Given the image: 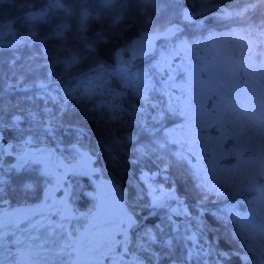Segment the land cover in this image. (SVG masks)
<instances>
[{"label":"snow or ice","instance_id":"obj_1","mask_svg":"<svg viewBox=\"0 0 264 264\" xmlns=\"http://www.w3.org/2000/svg\"><path fill=\"white\" fill-rule=\"evenodd\" d=\"M14 2L0 0V5ZM66 3L45 0V7L24 17L31 27L50 11L63 12L64 19L43 39L34 30L20 35L13 29L14 20L0 24V53L10 54L7 61L0 59V64L9 65L8 72L0 70V97L8 92L21 97L15 105L0 103V205L19 202L35 191L33 166L57 189L68 187L66 177L88 180L90 172L96 176L111 167L117 174L123 170L131 191L125 193L124 184L117 188L115 182L101 186L89 182L84 188L74 184L71 191L62 192L67 199L59 207L53 205L55 211L45 217L49 237L45 243L57 244L67 236L62 247L73 249L79 264L104 260L111 264H234L236 260L264 264V0H245L243 7L235 8L222 6L220 0H74L75 7ZM72 16L78 20L74 32L66 20ZM212 20L228 22L229 31L223 35L212 31ZM126 30H138L135 39ZM197 33H207L204 48L191 39ZM185 35L190 38L184 39ZM158 38L179 41L168 55L186 56L193 63L200 62L194 55L197 50L207 51L200 68L207 79L177 89L167 58L142 75H133L124 66L110 73L111 80L106 78V56L115 59L129 50H146ZM53 39L56 59L47 51L42 52L43 58L68 69L80 68L83 77L76 88L62 89L57 95H53L56 89L49 88L59 87V80L31 78L35 69L30 63L18 66L21 57L16 55L25 45ZM220 40L224 46L216 48ZM61 55L67 59L59 60ZM28 59L35 62L36 57ZM84 66L88 71L82 70ZM173 117L183 122L168 127L165 122ZM58 129L70 138L61 143L74 154L72 160H61L48 148L26 150L34 142L55 144L61 136ZM92 135L100 141L99 153L81 150L80 138ZM227 143H232L231 155L237 163L224 169L216 157ZM92 156L95 163L104 158L103 168H90ZM173 172L188 181L184 200L178 190H168L170 184L166 188L156 183L170 179ZM241 195L245 199L240 200ZM77 196L90 205L79 216L70 207ZM213 197L235 203L212 212L207 205ZM142 204L149 209L145 215L136 211ZM16 216L29 220V231L45 227V221L33 223L23 208L0 213V264L12 255L4 243V230H20L13 220ZM206 216L224 230L232 247H219V229L214 242L205 240L212 228ZM73 219L86 223L69 230ZM12 235V243L21 244ZM17 254L25 264H34L32 258L39 255L30 249Z\"/></svg>","mask_w":264,"mask_h":264},{"label":"trees","instance_id":"obj_2","mask_svg":"<svg viewBox=\"0 0 264 264\" xmlns=\"http://www.w3.org/2000/svg\"><path fill=\"white\" fill-rule=\"evenodd\" d=\"M222 6H228V4H231L232 7H243L245 0H220ZM22 3H31L34 5L33 8H21L20 5ZM45 0H15L14 3L8 4L5 3L3 5H0V24L6 23L9 20H14L16 21L15 24L13 25L14 31L19 33L20 35L26 36L29 31H36L37 33L40 34L39 39H43L44 36L48 35L50 30L55 26L56 23H59L64 19V14L62 11L58 12H49V15L45 17V20L42 22H32L31 27H30V22H27L24 17L27 15L29 11L33 10H40L41 8L45 7ZM67 7H75L74 0H67L66 3ZM264 8V6H262ZM17 17H20V19H17ZM67 23L69 24L70 30L75 31V26L78 24V20L75 16L72 17H67L66 18ZM228 22H225L224 24H220L215 20H212L211 24L214 25V27L211 28L212 31L216 33H223L226 31H229V28L225 26ZM236 25H232V27H235ZM127 35L130 38H133L135 36V32L138 30H126ZM67 35V33H66ZM207 37V33H204L202 36L200 33H197L195 37H191L196 43H202L203 39ZM186 39H189L187 35H185ZM174 41L172 39H168L166 42L163 44ZM62 43V42H61ZM57 45V41L55 39L53 40H45L43 44L41 43H31L30 45H25L18 49L16 51V55L21 57V59L17 62V65L19 64H24V63H30L31 66L35 69V73H30L29 76L31 78H39L41 80H44L47 82V80H59L60 85L57 87L56 84H53L50 86L49 91H52L53 89H56V91H53V95H57L61 91V87L63 84H68V83H74L76 82L79 78H81V69L76 68V69H68L65 67L64 64L62 63H49L48 60H45L43 58L42 52L47 51L49 55L52 57L53 60L56 59V52L54 51L55 46ZM126 44L121 43V47H125ZM69 47H72V45H69ZM110 52V49H109ZM159 50L156 49L154 54L150 57H148L146 60L141 61L137 67L144 66L146 63H148L152 58H154L158 54ZM9 52H3L0 53V59H3L4 61H7L9 59ZM29 57H36L35 62L29 61ZM116 57L115 59H109L107 56L104 58L103 62L107 64L108 67L112 68L114 70L115 63L117 61ZM67 59V57L61 55L59 56V60L63 61ZM0 70L3 72H8L9 71V65L7 63H2L0 64ZM83 71H87L88 67L84 66ZM49 71L52 73L51 77H49L48 73ZM115 71V70H114ZM191 74H195L196 72L194 70H191ZM154 74H156V70L154 71ZM185 75V72L179 71V77H183ZM187 75V73H186ZM185 75V78H186ZM156 78L159 79L160 76L156 75ZM187 81V80H186ZM159 86V85H158ZM0 88H3V84L0 83ZM31 95V92L29 93ZM20 94L17 92H8L6 95H3L0 97V103H5V104H12L15 105L19 102L20 99ZM48 107H52V104H48ZM182 122L179 118L173 117L170 120L166 121L165 123L167 124L168 127H175L177 124ZM22 127L26 126L24 124L21 125ZM73 127H76V125H73ZM58 132L61 134L60 139H57L55 141V144H52L56 147L59 153H63L64 155L68 157H72L69 150H65V143H67V140L70 139L66 135L63 134L62 129H58ZM84 139H89L95 141L98 146L100 141L96 139L94 135L88 136V137H81ZM61 139L65 141V143H61ZM102 163L104 165V158L102 157ZM34 170L31 173L33 182L36 184V189L35 191L28 196L26 199H19V202L14 200L10 205L7 204L8 206H11L15 203H30L40 197L41 190L44 185H46L49 180L47 177L42 176L41 174L38 173L37 169L38 166H33ZM109 172L116 177L121 183L124 184V187L127 190V193L131 191V189L127 185V180L128 177L124 175L123 170L119 171V174L117 172L113 171L111 167L107 168ZM131 172V170H129ZM11 175V174H9ZM90 181L89 180H83L80 177H72V183L74 184H79V188H84L85 185H87ZM91 183V182H90ZM157 185H162L167 188V186L170 184L171 188L168 190H178V195L181 200L185 199V194L189 191L188 187V181L186 178L177 173L173 172L170 179L167 180H158ZM79 188H77V192L79 191ZM136 191H139V188L135 189ZM250 198V197H249ZM240 200L245 199L244 195H241L239 197ZM75 201H79L78 203ZM189 203H191V198L189 197ZM235 203L234 199H225L223 201H217L215 197L211 199V201L208 203L207 207L210 209L212 212H216L217 208H225V207H230L232 204ZM74 207L75 208H80V209H87L90 207L88 202L86 200H83L77 196L75 200L73 201ZM176 205V204H173ZM238 210L243 211V207L237 206ZM139 211L142 215L147 214L149 209L145 207L143 204L140 208L136 209ZM163 213H161L162 215ZM207 222L212 225V228L206 233V236L210 238L212 242L215 241V237L217 235V230L219 229V247L222 249H228L232 247L227 242L226 235L224 233L223 229H220V226L217 224L215 220L211 216H206ZM85 221L83 219L77 220L74 219L71 222V229L72 227L79 228L80 224L84 223ZM243 255V253H241ZM211 259H215V257H210ZM234 264H240L239 260L234 261Z\"/></svg>","mask_w":264,"mask_h":264},{"label":"water","instance_id":"obj_3","mask_svg":"<svg viewBox=\"0 0 264 264\" xmlns=\"http://www.w3.org/2000/svg\"><path fill=\"white\" fill-rule=\"evenodd\" d=\"M135 39V36L132 38ZM168 39L158 38L152 42V46L147 48L146 50H129L127 54L121 53L122 57L127 58L132 65H137L141 61L146 60L148 57L152 56L155 50ZM127 47V45L125 46ZM83 141L84 148L83 150H88L89 152H100V148L98 144L89 139L80 138ZM232 143L225 144L224 147L228 148ZM38 148H48L52 149L55 156L61 160L67 157L68 160H72V157H68L63 153H59L56 147L52 144L40 143L36 144L35 142L32 145L26 147V150H36ZM9 160V163H15L14 158H6ZM96 157L92 156V162L90 163V168L101 169L103 168L102 158L99 163H95ZM226 164H234L236 162L235 159L232 158V155L226 156L221 160ZM75 163V161H73ZM40 174V168L37 169ZM106 173V174H105ZM69 181L68 187L65 188L61 185L60 189H57L55 183H47L43 186L41 190L40 197L30 203H15L11 206H8L4 209L0 210V213L3 212H14L17 209L23 208L28 211L29 218L33 223L37 221H45V217H49L51 212L55 211L56 207L60 206V202L62 200L67 199L66 196L62 194V192H69L72 189V177H66ZM88 180L94 186L101 185H112L115 182V186L119 188L122 184L116 177H114L107 168L104 169L103 172L97 171L96 176H92L91 172L89 173ZM110 193V189L108 190ZM124 192L127 193L126 188L124 187ZM99 194V193H96ZM70 207L73 209V213L76 216H79L80 213H86L87 209L75 208L72 203ZM137 211V210H136ZM138 214L142 215L139 211ZM34 214V215H33ZM51 219H54L57 223H59V217L53 216ZM13 220L20 225V230L15 229L14 227H10L5 229L4 243L6 247L11 251L12 255L9 257V260L5 262V264H25V261L21 259V257L17 254L18 250L21 252L27 253V250L30 249L34 252L39 253V255L33 257L34 264H79V257L76 252L71 248H63L62 245L67 242L68 237L64 236L62 240H60L57 244L45 243L46 240H49L47 236L48 226L45 221V227L39 229V231H29L30 224L29 220L25 219L23 216L13 217ZM74 220V219H73ZM72 220V221H73ZM86 223V221L84 222ZM27 226V227H26ZM69 230H71V225L69 226ZM59 231V230H58ZM83 232V229H80ZM15 233V239L20 240L21 244L12 243L13 235ZM29 236L34 237L35 239H28ZM103 264H111L110 261L104 260Z\"/></svg>","mask_w":264,"mask_h":264},{"label":"rangeland","instance_id":"obj_4","mask_svg":"<svg viewBox=\"0 0 264 264\" xmlns=\"http://www.w3.org/2000/svg\"><path fill=\"white\" fill-rule=\"evenodd\" d=\"M226 32H228V31H226ZM226 32L217 33V34L223 35ZM206 38L203 39L202 43H199L201 45V48H204V42L206 41ZM184 39H186V38H184ZM178 43H179V41H170V42H167L165 44H161L157 48L159 50L158 54L154 58H152L148 63H146L144 66H141V67L131 65L130 61L128 59L122 57V55H121L117 58V61H116L113 69L115 71H118L121 68H123L124 66H127V69L133 75H136V74L142 75L145 71L152 69L153 65L160 63L162 61V58H167L169 60V62L173 65L169 69V74L175 78V84H176L177 89L180 88L181 86L187 87L190 83H194L198 79H207V77L204 76L200 71V68L203 66L204 57L207 55V51H204L202 53L200 50H197L194 53V55L199 58V61H200L199 63H193L186 56H181V57L177 58L175 53H173L171 56H169L168 51L173 47L174 44H178ZM214 46L216 48H222L224 46V41L223 40L217 41V42H215ZM209 47L211 48V47H213V45H209ZM114 70H112V68H110V67H107V72L109 73V75L106 76L107 79H109V80L112 79L110 73L114 72ZM191 70H194L196 73L192 75ZM154 71H155V69H153V74H154ZM179 71L185 72V75L187 73L186 78H185V75H183L182 78L179 77L178 76ZM157 75L160 76V75H163V73H160ZM81 80H83V77L79 78L74 83L63 84L61 87V90L65 89V88L68 90L76 88ZM182 122L177 124L175 127H178ZM209 135L212 136L214 134L210 132ZM232 147H233L232 145L229 146L228 148L223 147L221 150V154L216 157V163L219 167L227 169L229 167L235 166V164L237 163V161H236L234 164L229 165V164H226L224 162H221V160L223 158L231 155ZM6 207H8L7 204L0 205V209H4Z\"/></svg>","mask_w":264,"mask_h":264},{"label":"built area","instance_id":"obj_5","mask_svg":"<svg viewBox=\"0 0 264 264\" xmlns=\"http://www.w3.org/2000/svg\"><path fill=\"white\" fill-rule=\"evenodd\" d=\"M205 240L208 241V242H211V240L209 239L208 236L205 235Z\"/></svg>","mask_w":264,"mask_h":264},{"label":"bare ground","instance_id":"obj_6","mask_svg":"<svg viewBox=\"0 0 264 264\" xmlns=\"http://www.w3.org/2000/svg\"><path fill=\"white\" fill-rule=\"evenodd\" d=\"M144 61V60H143Z\"/></svg>","mask_w":264,"mask_h":264}]
</instances>
